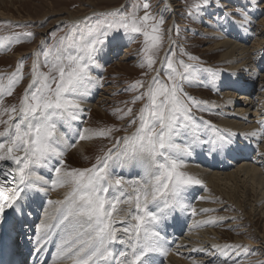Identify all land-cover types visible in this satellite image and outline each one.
Returning <instances> with one entry per match:
<instances>
[{"label":"snow or ice","instance_id":"1","mask_svg":"<svg viewBox=\"0 0 264 264\" xmlns=\"http://www.w3.org/2000/svg\"><path fill=\"white\" fill-rule=\"evenodd\" d=\"M211 4L221 7L222 0H194L188 15L198 14ZM259 4H264V0H257ZM141 7L143 16L137 14ZM149 8L144 0L132 12L108 13L110 22L70 30L54 45H42L34 53L37 59L33 62L32 79L18 106H5L4 97L11 96L23 79V61L8 77L7 84L0 80V221L7 209L22 212V202L29 193L47 194L49 181L38 169H49L56 158L59 166L50 168L56 174L52 188L68 186L70 190L63 200L48 201L59 207L49 218L51 222L39 225L36 240V251L42 252L54 235L59 236L52 264H153L152 253L167 255L168 251L163 246L161 225L172 211L188 207L184 197L187 188L202 183L185 171V157L191 155L194 144L201 142L203 131L192 117L191 108L202 102L188 96L184 85L198 79L197 74L204 71L211 74L216 87L219 71L176 60L171 48L162 62L167 81L156 72L150 82L137 80L129 85L127 90L137 93L129 103L145 101L139 112L133 116L132 107L114 111L119 120L132 117L126 127L80 130L73 125L83 112V97L99 83L91 71L100 67L96 58L109 45V37L121 31L142 34L140 67L154 70L153 50L162 40L159 33L164 18L157 19ZM236 14H225V19ZM239 14L241 25L251 23L246 12ZM24 35L34 37L32 32ZM15 41L20 42L18 36ZM11 42L5 37L0 48ZM198 59L188 56L190 61ZM42 67L47 71H42ZM261 73L264 68L255 74L256 78ZM133 125L135 130L129 134L128 128ZM209 127L215 139L204 142L212 143L215 150L229 149L234 134L225 135L223 130ZM121 130L126 134L112 137L113 132ZM186 135H191V143L183 139ZM98 137L112 139L113 143L95 158V163L87 168L65 166L64 156L69 149L79 141ZM118 168H138V178L127 179L117 174ZM228 249L248 252L240 245L225 246L224 251L227 253Z\"/></svg>","mask_w":264,"mask_h":264},{"label":"rangeland","instance_id":"2","mask_svg":"<svg viewBox=\"0 0 264 264\" xmlns=\"http://www.w3.org/2000/svg\"><path fill=\"white\" fill-rule=\"evenodd\" d=\"M147 2L150 5L148 11L153 16L157 19L161 16L164 18V23L163 25H160L159 33L162 36V40L159 47L153 50L154 58L156 59V63L153 65L154 70L150 71L146 67H140L141 62L143 61L142 50L144 48V37L142 34H125L121 31L120 33H115L113 36L109 37L110 43L107 46L109 49L106 47L96 58L97 64L101 65L100 68L93 67L91 71V74L99 81V83H96L94 84L95 86L93 85L91 87L96 88L92 91L91 94L93 95H91V98H89V102L93 107L91 106L83 110L84 113L80 114V119L77 121L76 125L78 126L77 129H102L113 126L115 128L123 129L126 127L128 121L132 117H126L124 120H119L116 115L113 114L114 111L116 109L132 107L133 116L139 112L145 101H137L134 105L129 103L132 97L137 93L128 91L127 89L129 85L137 80L150 82L152 76L156 75V72L160 73L162 80L167 81V76L162 70V62L165 56L169 54V49L171 48L175 53L176 60L182 59L185 63L196 64L200 69L213 68L214 70L219 71V78L215 82L216 87H213L211 74L204 71H200L197 74L198 79L193 80L191 83H185L184 85V91L188 96L193 97L198 102H202L199 106H193L191 108V115L197 123L202 125L203 131L200 133V144L203 146L200 147L199 143L194 144L191 155L196 156V152H200L202 153V157L205 159L210 158L209 160L212 161L214 158H211L214 154H217V151L215 150V147H212L211 143L204 142L205 139V141H210L215 138V133L210 130L209 126L211 125L223 130L225 135L227 134V131L240 130L238 129L240 126V128L244 127L243 130L247 129L246 126L251 123L249 122V119L252 118L251 111L246 114L247 120L242 122L239 120L240 118H238L242 115L239 114L238 117L233 116L236 111L234 107L238 105V102L236 101H238V95L240 94H247L248 97H251V100H254V98L257 99V97L259 98L260 93L263 91L262 88L258 90V84L262 77L259 76V78H256L255 74L260 72V69L264 68L263 49L260 53L263 59L258 63L259 68H257V70L253 71L251 68H237L234 72H230L235 78H239L242 84L246 81L249 86L244 89L230 87L224 82L227 66L215 64V62L220 60V55L213 51L214 48H216L214 44L220 41H227L228 43L237 44L241 47L250 46L251 43L248 44V42L241 37V30L237 32L235 31L237 26L238 29L241 27L239 23L241 15L239 13H247V17L251 20V23L247 24V30L250 32V35H255L257 33L256 23L258 19L264 17V8H261L263 4L257 6V0H222L221 7L211 4L200 13L189 16L188 12L190 6L194 3V0H171L173 12L166 7L167 4H165L164 0H147ZM143 3L144 0L0 1V11H4L8 16L6 19H0V41L4 40L5 37L12 40V42L8 43L5 48H0V80H2L4 84H7L8 77L17 71L20 62L23 61V79L15 85L11 96L4 97V105H19L20 98L23 96L25 89L28 87L32 79V66L33 62L37 59L34 53L39 51L42 45L44 47L54 45L60 37L65 36L70 30H78L84 26H91L98 22H110L112 17L107 15L108 13L119 11L121 14H126L132 12L135 5H142ZM192 11L195 13L194 9ZM229 13L237 14L232 15L230 19H225V14ZM137 14L143 16L144 9L141 7ZM77 17L79 18L77 19ZM233 21H236V23H233ZM241 28L246 30L243 27ZM27 32L34 33V37L29 38L25 36L24 33ZM214 32L219 34L212 36V33ZM17 36L20 41L19 43L15 41V37ZM208 47L213 48V50H209ZM125 51H127V53H125ZM102 53L108 54L103 60L101 56ZM105 54L104 56H106ZM189 55L196 56L199 59L197 61H190L188 60ZM256 55H258V53ZM256 55H253L252 57L255 58ZM124 56H128V58H124V60L121 61L120 59ZM237 56L238 58L240 57V55ZM40 60L42 62L43 57H40ZM261 64L262 67H260ZM41 70L47 71V68L42 67ZM240 72L242 74H239ZM145 73H147V75H145ZM253 86L255 89H253L250 94V88ZM230 89L233 90L234 94H232V90ZM227 91H230L232 95L231 105L223 106L221 103L224 102V92L226 93ZM260 102L261 101H255L254 109L261 111L258 119L260 122H264V111H262L263 107H260L262 104ZM257 105L259 106L257 107ZM4 118L6 119L7 117L5 116ZM233 120H236L237 125H233L231 128H224L221 125L222 122H230ZM237 122H240L241 124H238ZM135 127L136 125H133L128 128V133L130 134L133 132ZM0 128H2V126H0ZM125 134L126 133L121 130L113 132L112 137L115 138ZM183 139L186 142L191 143L192 137L191 135H186ZM237 139L240 140L241 138ZM245 141L256 148L255 152H252L254 154L260 149V144L262 143V141H255L250 137L245 139ZM79 142H84L86 143L85 145L92 143L91 148H87L83 155L81 152H78L73 148L69 149L64 156L65 166L68 168L90 167L95 163V158L98 155H103L108 148L112 147L113 140L98 137ZM242 142H244V140H242ZM252 142L254 143L252 144ZM245 143L246 142H244V144ZM212 152L213 155L210 156ZM254 154H249V156H252L251 160L253 159ZM226 159L227 158H224L223 160L231 161L230 159ZM241 160H243V157L233 160L232 167H223L219 164V167L216 166L218 169L212 170L207 168L208 165L206 166L204 163L202 165L200 161L196 164L191 163L187 156V158L185 157V171L202 180L199 176L197 177L195 173L191 172L192 168L210 174H215L216 172L223 173L220 169L227 168V173L236 169L234 166H238ZM56 166H59L57 159H55L54 163L51 162L50 168ZM50 168L47 169V173H40V175L49 181V191L47 194H54L57 200L59 195L61 197V193L69 192L70 189L68 186L57 187V191L52 188L51 181L55 179L56 174L54 171H51ZM238 184L237 189L233 187V185L231 186V184V188L221 186L224 188L223 191L226 194L234 192V199H238L237 202L229 200L228 195L226 194L215 195L211 193L213 198L203 201L205 205H210V208L206 212L196 216L198 220L196 217H193L191 220V211L186 209L192 207L196 202H199V196L205 192V189H203L205 188V183L202 182L199 184L201 187L198 185H191L187 188L184 197L185 203L189 205L181 211L184 214L185 220L179 231L173 229L172 225H169L171 226L169 228L167 227L160 230L161 235L163 237L165 236L163 246L165 249H169L166 255L167 257L173 256L174 253V255L178 256V258L175 256L178 264H233V261L238 262V264H264V210L261 211L264 207V203L258 206L254 200L259 192L256 185L252 186L251 182L247 183V186H245V189L247 190L243 191L240 187V183ZM196 186H198V188ZM189 188L197 189L195 190L194 195L192 194L188 196V193L190 192ZM229 195L230 197L232 196L231 194ZM43 210L44 209L41 207L37 209V214L40 218V220L37 221L38 223H41V217L44 214ZM38 216L37 219H39ZM200 216L202 219H200ZM231 223L237 224L230 225ZM203 231H215L216 233L211 234L208 238H203L204 234H201ZM172 232H175V234ZM193 234L194 236H192ZM196 235L203 237H196ZM171 236L172 238H169ZM166 240L167 242H165ZM200 240H202L203 243L199 244L198 242ZM192 241L194 242L195 247ZM209 242L213 247L215 246L217 248L213 250ZM181 243L183 245H181ZM166 244H168V246ZM203 244L206 247L204 249L205 251L200 250V247L204 246ZM228 245H240L242 246V249L246 248L248 252L228 249L226 253L224 249L225 246ZM161 264H163V262Z\"/></svg>","mask_w":264,"mask_h":264},{"label":"bare ground","instance_id":"3","mask_svg":"<svg viewBox=\"0 0 264 264\" xmlns=\"http://www.w3.org/2000/svg\"><path fill=\"white\" fill-rule=\"evenodd\" d=\"M0 1H2V0H0ZM164 1H165V4H167L166 7L171 12H173L172 6H171L172 5L171 0H164ZM261 8H264V4L261 6ZM6 18H8L7 14L1 10L0 11V19H6ZM78 18L79 17H77V19ZM74 19H76V18H74ZM74 19H72V20H74ZM240 26L246 30H243L241 27H239V29H238V26H237L235 31L237 32V31L241 30V32H242V33L240 32L241 37L243 39H245V41L248 42V44L251 43L250 46H246V47L242 46L241 47V46H238L237 44L228 43L227 41H220V42H217L214 44L216 47V48H214V50H213V48L208 47L209 50L212 49L214 52L219 53V55H220L219 59L220 60L215 62V64L227 66L226 67L227 70L225 71L226 77H225V79L223 78L224 82L226 85H228L230 87H235V89L236 88L244 89V88L248 87L249 85H247L246 81L244 84H242L240 82V79L235 78V76L231 75L230 72L231 73L234 72V70L237 68H239V69L251 68L253 71L257 70V68H259L258 63H260L261 59H263L262 56L260 55V53L264 49V17H262L261 19H258V21L256 23L257 33L255 35L249 34L250 32L247 30V24H244V25L240 24ZM218 34L219 33L214 32V33H212V36H216ZM216 41H218V40H216ZM107 49H109V47H107ZM125 53H127V51H125ZM257 53H258V55H256ZM102 54H101L102 60L108 56V54H105V53H102ZM104 54L106 56H104ZM237 55H240V57L238 58ZM253 55H256V57L253 58L252 57ZM124 58L126 59V58H128V56L127 57L124 56L120 60L123 61ZM237 59H239V60H237ZM260 67H262V64L260 65ZM263 67H264V64H263ZM239 74H242V73L240 72ZM251 76H253V75H251ZM260 77H262V78L260 79V83L258 84V86H259L258 90H260V88H262L263 91H262V93H260L259 98L257 97V99L254 98V100H251V97H248L247 94L238 95L239 99H238V101H236V102H238V105L234 107L236 109V111H235L233 116L238 117L239 114L242 115L241 117H238V118H240L239 120L243 122V121L247 120L246 114L251 111L252 118L249 119V122H251V123H249V125L246 126L247 127L246 130H243L244 127L240 128L241 126L239 125L240 127L238 129H240V130H238V131L232 130V131L226 132L227 134L228 133L234 134L232 136L233 143L231 144L230 148L226 149V150H216L217 154H214V156H212L213 155V152H212V154L210 155V156H212L211 159L214 158V160H212V161L209 160L210 158L205 159L204 157H202V155H201L202 153H200V152L199 153L196 152V156L195 155L188 156V159L191 161V163L196 164L197 162L199 163V161H200V163H202V165L204 163V164H206V166L208 165L207 168H210L212 170L218 169L216 166L219 167V164L222 165L223 167H230L231 165H233V162H234L233 160H236V158H239V157L240 158L243 157V160H241L239 162V165L236 164L238 166H236V167L234 166V168H236V169H234L230 172H227V173H226V171H228L227 168L226 169H220V170H222L223 173L216 172L215 174L205 173L204 171H200L198 169L196 170V169L192 168L191 172L195 173L197 175V177L199 176V178L202 179L201 181L203 183H205V185H204L205 188H203V189H205V192H203L202 195L199 194L200 195L199 199H198L199 202H196L192 207H188L186 209L188 211L189 210L191 211V220L193 219V217L199 216L200 214L206 212L205 210H208L210 208L209 207L210 205L209 206L205 205L203 203V201H205L206 199H212L213 196H211V193H213L215 195L226 194L223 191L224 188H222L221 186L231 188L230 187V184H231V186L233 185V187H235L237 189V184L240 183V187L243 189V191H245V190H247V189H245V186H247V183L251 182L252 186L256 185L257 188L259 189L257 196L256 197L254 196L255 197L254 200H255L256 204L259 206V205L264 203V139H263L264 138V123H261L260 120L258 119V117L260 116L259 113H261V111H259L258 109H256V110L254 109L255 101L257 100V101H261L260 103H262V104L260 105V107H263L262 111H264V74L262 73L260 75ZM247 82H248V80H247ZM95 89H96L95 87L91 88L89 90L88 95L83 97L82 103H81V107L83 108V110H85L91 106L93 107V105H91L89 102V98H91V95H93L91 93ZM253 89H255L254 86L250 88V94L252 93L251 91ZM230 90H232V89H230ZM256 92H257V89H256ZM232 94H234L233 90H232ZM231 97H232V95H231L230 91H227L226 93L224 92L223 98H225L226 101L224 100V102H222L221 104L223 106L229 105V104L231 105ZM258 106L259 105H257V107ZM83 113L84 112H82L81 114H83ZM258 123H260V124H258ZM238 124H241V123L239 122ZM73 125L75 128H77L78 127V126H76L77 121L73 122ZM221 125L224 128H231L233 125H237V124H236V120L235 121L233 120L230 122H222ZM61 130L66 131V129L63 127L61 128ZM248 137L254 139L255 141L256 140H258L259 142L262 141V143L260 144V149H258V151L255 154L252 152L253 151L255 152L256 148L253 147L252 145L248 144L247 141H245V139H247ZM237 138H241V139L239 140ZM74 139L75 138L73 137L72 140H70V142H73ZM242 140H244V142H246V143L244 144V142H242ZM253 143L254 142H252V144ZM85 144L86 143H84V142L83 143L79 142L78 144H76V147L73 149L78 151V152H81V154L83 155V153L86 152V149L91 148V145H92V143H89L88 145H85ZM199 145H200V147L203 146L200 143H199ZM212 147L214 148L215 146L212 144ZM250 153L254 154L253 159H252L253 161L251 160L252 156H249ZM224 158L230 159L231 161H228L227 159H226L227 161H224L223 160ZM55 159L56 158H53L51 162L54 163ZM210 166H212V167H210ZM46 171H47V169H45V168L38 169L39 174L40 173H47ZM115 171L117 172V174L123 175L127 179H135V178H138V173L140 170L138 168H132V169H129V168L119 169L118 168ZM48 177H49V175H48ZM198 186L201 187V185H198ZM198 186H196V187L198 188ZM48 188H49V186H48ZM53 189H55L57 191V187H55ZM189 189H190V192L188 193V196L192 195V194L194 195L195 190H197L194 188H189ZM63 193H61V197L59 195L58 199L56 200L54 194H45V193H38V192L33 191V192L29 193L28 198L22 202V207H23L22 212H13L11 209L6 210L4 219L2 221H0V243L1 242L7 243V245H8V257L11 258L13 261H15L16 264H26V260H27L28 255L26 253L25 244L19 243L18 238H14L13 233L16 232L17 229L18 230L22 229V231L25 232V234L28 236L31 223L35 224V223H38L37 222L38 220H40V218L37 214V209L39 207L44 209L43 210L44 214L41 217L42 218L41 223L44 221L51 222L49 218L51 216L55 215L56 209L59 207V205L49 204L48 201L49 200H52V201L63 200L68 192H66L64 194ZM229 194H231L232 196L230 197ZM229 194L228 193L226 194V195H228L229 200H234L235 202H237L238 199H234L235 193L231 192ZM189 199H190V197H189ZM187 205H189V204H187ZM262 210H264V207L261 209V211ZM37 216L39 219H36ZM200 219H202L201 216H200ZM184 220H185L184 214L181 212V210L172 211L170 213L168 219L165 220L163 222V224L161 225L160 230H163L167 227L169 228V227H171L169 225H172L173 229H175V230L177 229V231H179ZM197 220H198V218H197ZM40 224L38 223L37 227H39ZM234 224H237V223H231L230 225H234ZM118 226H120V225H118ZM215 233H216L215 231L214 232L203 231L201 234H204V237L203 236H197V235H196V237L208 238V237H210L211 234H215ZM173 234H175V232ZM37 236H38V232L35 234V238H37ZM192 236H194V234ZM164 238H165V236H164ZM169 238H172V236ZM58 240H59L58 235H54L52 237V241H54L55 244L58 242ZM173 241H174V239H173ZM165 242H167V240ZM198 243L200 244L203 242H202V240H200ZM178 244H180V243H178ZM199 244H196V245H199ZM209 244H211V243L209 242ZM166 245L168 246V244H166ZM181 245H183V244L181 243ZM193 245H194V242H193ZM211 246H212L213 250L217 248L215 246L213 247L212 244H211ZM116 247L121 248L122 246L117 245ZM194 247H195V245H194ZM196 248H194V249H196ZM205 248L206 247L204 245V246L200 247V250L205 251L204 250ZM55 252H56V248L54 249L53 257H54ZM157 253H159V252L151 254V260H152L153 264H161L162 262H163V264H178V261L175 259V256H176V258H178V256L174 255V253H173V256H168V257L166 255H163L160 253L157 254ZM53 257H52V261L50 264H52V262H53ZM58 264H67V262H58ZM180 264H182V263H180Z\"/></svg>","mask_w":264,"mask_h":264}]
</instances>
